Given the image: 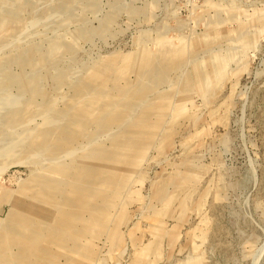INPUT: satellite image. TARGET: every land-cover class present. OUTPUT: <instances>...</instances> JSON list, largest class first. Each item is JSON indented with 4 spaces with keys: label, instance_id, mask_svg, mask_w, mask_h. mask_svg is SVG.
<instances>
[{
    "label": "rangeland",
    "instance_id": "rangeland-1",
    "mask_svg": "<svg viewBox=\"0 0 264 264\" xmlns=\"http://www.w3.org/2000/svg\"><path fill=\"white\" fill-rule=\"evenodd\" d=\"M6 259L264 264V0H0Z\"/></svg>",
    "mask_w": 264,
    "mask_h": 264
},
{
    "label": "bare ground",
    "instance_id": "bare-ground-1",
    "mask_svg": "<svg viewBox=\"0 0 264 264\" xmlns=\"http://www.w3.org/2000/svg\"><path fill=\"white\" fill-rule=\"evenodd\" d=\"M38 212H39V211H38ZM38 212H37V214H38ZM40 212H41V211H40ZM44 214H45V213H44ZM26 216L29 217V215H26ZM101 216H104V214H102ZM101 216H100V217H101ZM40 218H41V217H40ZM23 219H24L25 222H26V221H27V222H30V223L32 222V220H30V219H27V218H24V217H23ZM41 219H43V218H41ZM50 219H51V218H50ZM44 220H45V219H44ZM50 221H51V220H50ZM50 221H48V222H50ZM70 222H71L70 219L67 220L66 222H63L62 225L60 226V229H66L65 226H67V223H70ZM11 227H12L11 229H13V228L15 227V225H14V226L12 225ZM11 229H10V230H11ZM33 239H34V240H32V241H33L32 243L36 242V239H35L34 237H33ZM7 240H8V239H7ZM9 241H10V240H9ZM23 245H27V244H23ZM1 264H14V263H13L10 259H6L5 262H4V263L1 262ZM19 264H20V263H19Z\"/></svg>",
    "mask_w": 264,
    "mask_h": 264
}]
</instances>
